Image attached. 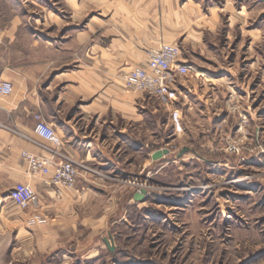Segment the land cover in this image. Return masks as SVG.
I'll use <instances>...</instances> for the list:
<instances>
[{"label":"rangeland","instance_id":"rangeland-1","mask_svg":"<svg viewBox=\"0 0 264 264\" xmlns=\"http://www.w3.org/2000/svg\"><path fill=\"white\" fill-rule=\"evenodd\" d=\"M124 1L156 2L0 0V28L19 18L26 36L70 41ZM163 5L165 23L181 30L163 44L181 48L189 73L176 75L162 97L129 90L120 78L145 100L143 121L127 125L134 144L120 122L106 133L108 159L122 168L69 158L77 184L58 194L81 191L84 204L53 221L32 217L19 237L2 238L10 264H264V0ZM164 149L170 153L152 161ZM9 200L23 215L33 206Z\"/></svg>","mask_w":264,"mask_h":264},{"label":"crops","instance_id":"crops-1","mask_svg":"<svg viewBox=\"0 0 264 264\" xmlns=\"http://www.w3.org/2000/svg\"><path fill=\"white\" fill-rule=\"evenodd\" d=\"M165 1L132 5L124 1L113 6L102 23L92 27L89 23L87 30L64 42L41 40L31 32L27 37L26 24L19 18L0 28V79L13 85L10 97H0V264H10L2 238L19 237L27 220L53 221L84 204L83 192L61 196L46 184L49 177L33 174L23 153L51 159L55 164L67 157L75 163L98 161L100 166L122 168L116 160L108 159L106 133H117L118 122L124 124L121 134L126 133L127 125L141 123L138 105L145 100L142 94L128 92L120 78L145 66L148 52L167 37L181 35L180 29L165 23ZM170 1L174 7L178 5V0ZM196 7L185 4L191 11H197ZM42 49L48 56L38 55ZM181 62L186 63V59L182 57ZM36 115L61 138L58 150L35 134ZM125 138L134 144L130 134ZM17 184L30 185L37 196L25 215L15 212L6 198Z\"/></svg>","mask_w":264,"mask_h":264},{"label":"built area","instance_id":"built-area-1","mask_svg":"<svg viewBox=\"0 0 264 264\" xmlns=\"http://www.w3.org/2000/svg\"><path fill=\"white\" fill-rule=\"evenodd\" d=\"M181 59L182 50L178 45L162 44L148 52L146 68H134L124 77L125 85L132 91L162 97L176 75L184 76L189 73V67ZM12 93L13 85L0 79V97L7 98ZM35 119V134L58 150L62 146V140L55 129L41 115H36ZM22 157L28 162L33 174L49 177L46 183L58 193L61 187L73 189L76 186L78 170L69 158L62 157L61 163L55 164L51 159L28 153H23ZM9 199L26 210L36 201V194L31 186L17 184L10 191Z\"/></svg>","mask_w":264,"mask_h":264},{"label":"water","instance_id":"water-1","mask_svg":"<svg viewBox=\"0 0 264 264\" xmlns=\"http://www.w3.org/2000/svg\"><path fill=\"white\" fill-rule=\"evenodd\" d=\"M169 153H170V151L167 150V149H164V150H158V151H156V152H154V153L152 154V160H153V161H159V160H162V159H163L165 156H167ZM183 153H184V152H183ZM146 195H147V191L143 189V190H141L139 193H137L136 195H134V200H135L136 202H142V201L145 199ZM104 242L106 243L107 247L109 248V250H110L111 252H114V251H115V247H114L112 244H110V242H109L107 239H106Z\"/></svg>","mask_w":264,"mask_h":264}]
</instances>
